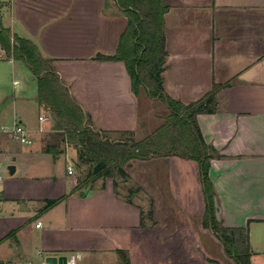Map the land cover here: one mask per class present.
Returning <instances> with one entry per match:
<instances>
[{"label":"crops","instance_id":"1","mask_svg":"<svg viewBox=\"0 0 264 264\" xmlns=\"http://www.w3.org/2000/svg\"><path fill=\"white\" fill-rule=\"evenodd\" d=\"M166 2L164 91L189 104L203 98L215 83L223 85L215 112L198 113L197 121L205 141L218 152L211 158L210 177L222 224L243 228L251 263L264 264V0ZM0 18L13 34L32 39L43 56L54 60L91 127L112 139L136 137L140 97L132 91L125 62L97 58L117 51L127 25L115 0H0ZM24 63L11 60L0 46V161L16 166L0 189L1 261L39 264L44 258L41 250L63 246L51 240L57 235L54 218L59 212L67 232L82 233L70 239L74 245L69 248L78 244L88 248L98 240L109 242L117 252L126 250L133 264H238L217 232L204 224L207 201L199 163L193 159L178 155H155L148 163L154 156L134 159L124 166L125 177L116 171L114 177L97 179L90 190L73 192L88 171L77 174L75 165L81 168L86 163L79 161L70 143L61 141L58 150L47 149L56 142L54 120L39 103L37 78ZM16 122L25 127L31 144L20 143L3 130ZM70 165L73 173L68 172ZM135 167L139 169L132 175ZM129 175L139 188L132 202L130 189L126 194L118 179ZM141 176L155 192L166 187V194L141 198L146 190ZM61 197L43 210L48 199ZM150 202L167 203L174 221L172 235L183 239L155 242V228L144 226ZM150 213L155 218V210ZM42 216L47 219L39 227L42 242L49 247L26 249L32 243L31 220L39 222Z\"/></svg>","mask_w":264,"mask_h":264},{"label":"trees","instance_id":"2","mask_svg":"<svg viewBox=\"0 0 264 264\" xmlns=\"http://www.w3.org/2000/svg\"><path fill=\"white\" fill-rule=\"evenodd\" d=\"M115 2L126 15L127 25L120 35L117 51L112 55L99 54L97 58L124 61L133 93L140 97L144 89L150 97L163 100L170 109L165 121L140 140L131 135L129 138L112 139L107 132L91 127L86 121L87 114L60 79L54 60L43 56L32 39L13 34L9 27L3 26L0 18L1 48L9 58L26 63L38 81L39 103L46 106L53 117L56 142L48 144L47 149L58 150L61 141L70 143L77 149L79 161L89 164L85 176L79 177L73 190H82V193L84 189L92 188L97 179L114 177L116 171L125 177L127 172L124 166L134 159L178 155L197 161L207 201L204 224L217 232L227 252L238 264H252L248 234L243 228L225 227L216 217V192L210 177V167L211 158L218 156V152L205 141L197 121L198 113L215 112L217 94L223 85L215 83L203 98L189 104L167 95L162 73L168 54L165 14L169 5L166 0ZM135 191L130 189L129 202H132ZM62 199H48L43 210L53 207ZM118 254L122 264H133L126 250L120 249Z\"/></svg>","mask_w":264,"mask_h":264},{"label":"rangeland","instance_id":"3","mask_svg":"<svg viewBox=\"0 0 264 264\" xmlns=\"http://www.w3.org/2000/svg\"><path fill=\"white\" fill-rule=\"evenodd\" d=\"M27 68L29 67L27 66ZM32 78H33V75L31 73L30 79L32 80ZM32 84H34V86L36 85L35 82H33ZM139 100H140V105H141V118H140L141 126L138 132L136 133V137L134 136L135 139L137 140L145 138L146 136L153 133L156 130V128L165 121L168 114L170 113V109L168 108L167 104L163 100L159 98L150 97L148 94H146L144 89L141 92V96ZM129 137L130 136H123V138H129ZM1 157L3 156H0V158ZM151 160L155 161V156L148 159L146 163H148L149 161L151 162ZM2 162H3V165L5 166V169L8 168L9 162L6 161L5 159H2ZM69 162H72V160L69 159ZM81 166L82 167L80 168L79 166L75 165V171H77V174L83 175L85 173V170H88V163L84 165L82 164ZM137 169H139V167L134 168L132 175H134ZM9 175L11 174L8 169V172L6 173V176L4 178V183H5V179ZM128 177L124 178L125 180L118 177V179L123 182V183L121 182V186L125 189L126 191L125 193L128 194L129 189L138 191L139 188L133 185L131 181L132 179L131 176L129 175ZM147 180H148L147 177L141 176V181L144 182L145 187H146V190L141 192V195H140L141 198L143 197L145 199L151 200V197L157 196L158 193L161 194V191H162V194H166L167 192L166 187L162 188L161 191L158 190V192H155V188L151 187L149 183H147ZM4 183L0 186V189L3 187ZM167 189H169L168 184H167ZM181 192L183 193L182 189H181ZM166 205L167 203L165 202H161V203L158 202L155 204L153 202H150L149 207L147 208L146 213H145V218H147V220L144 222L145 227L155 228L156 233L158 232V234L155 233V237L157 236V239H155V242L163 243V244L170 242V239L174 237L175 238L180 237L182 239L184 238L183 235H172V232L174 230L172 228L173 227L172 224H170L172 217L168 215V209ZM151 210L152 211L155 210V218L153 217V215L150 216ZM41 219H42L41 220L42 223H44L47 220V219H44L43 216ZM54 219L56 220L55 223L57 225V233H56L57 235H52L51 240L53 244L56 243L57 245L60 244L63 246L58 247L59 249L57 251L41 250V253L43 254V256L50 255V253L52 255H57V256H60V255L70 256L72 253L80 252L82 254V258L78 261V264H122V260L118 252L116 250L111 249L110 243L106 241L103 242V241L97 240V242L95 241L96 243H92V245L90 244L88 248H83L81 244H78L76 246H73L72 248H69V245H74L73 243H70V239L78 238V236L80 237L82 233L81 232H78V233L77 232H74V233L67 232V229H66L67 224H66L65 218L63 217L62 214H59V212L55 215ZM171 222L174 223V221H171ZM36 223H37L36 219L31 220V225H33V229H32V232L29 234V236H32L31 241H30L32 243L27 245L26 249H30L32 246L36 247L37 245L40 247V249H43L42 247H49L45 245L46 244L45 242H44L45 244L42 242L43 230L42 228L36 227L35 225ZM46 225L47 224H44V226ZM161 229L162 231L160 232ZM236 235L239 236L238 234ZM191 237L193 238L196 236H191ZM127 246L130 247L129 244ZM84 247H87V246H84ZM142 253L147 254L148 252L146 250H143ZM14 263H20V262H14ZM38 263L40 264L41 260Z\"/></svg>","mask_w":264,"mask_h":264},{"label":"built area","instance_id":"4","mask_svg":"<svg viewBox=\"0 0 264 264\" xmlns=\"http://www.w3.org/2000/svg\"><path fill=\"white\" fill-rule=\"evenodd\" d=\"M13 60V58H10ZM14 84H19L18 80L14 81ZM4 131H9L12 133L13 138L23 144H31L32 139L29 137V134L25 127L19 123L16 122L13 127L11 128H3ZM74 169L70 165L68 166V172L73 173ZM8 172V168L5 169V166L3 165V162L0 161V186L4 183V178L6 176V173ZM42 222H37V227H41ZM66 256V255H65ZM82 258V254L80 252L72 253L70 256H66V262L63 264H78V261ZM0 264H33L31 262H20V263H13V262H3L0 260ZM40 264H52L47 261L46 256L42 259V262Z\"/></svg>","mask_w":264,"mask_h":264},{"label":"water","instance_id":"5","mask_svg":"<svg viewBox=\"0 0 264 264\" xmlns=\"http://www.w3.org/2000/svg\"><path fill=\"white\" fill-rule=\"evenodd\" d=\"M10 174H14L16 171V166L14 164H9L8 166ZM214 204L216 208V217L218 220H221V207L219 205L217 197L214 198ZM47 261L52 263V264H63L66 262V256L61 255V256H56V255H49L46 257Z\"/></svg>","mask_w":264,"mask_h":264}]
</instances>
